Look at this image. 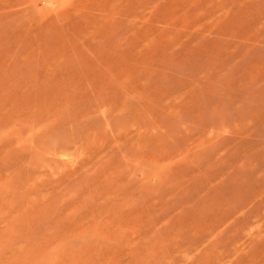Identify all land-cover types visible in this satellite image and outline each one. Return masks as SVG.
<instances>
[{"label": "rangeland", "instance_id": "obj_1", "mask_svg": "<svg viewBox=\"0 0 264 264\" xmlns=\"http://www.w3.org/2000/svg\"><path fill=\"white\" fill-rule=\"evenodd\" d=\"M0 264H264V0H0Z\"/></svg>", "mask_w": 264, "mask_h": 264}]
</instances>
